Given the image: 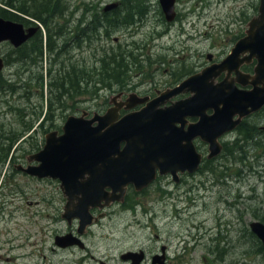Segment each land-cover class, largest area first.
<instances>
[{"label": "rangeland", "instance_id": "374dc122", "mask_svg": "<svg viewBox=\"0 0 264 264\" xmlns=\"http://www.w3.org/2000/svg\"><path fill=\"white\" fill-rule=\"evenodd\" d=\"M58 3L70 5L71 2L58 0ZM146 4L159 18L157 0H146ZM257 6L258 0H179L175 11L192 18L195 24L187 28L191 30L189 35L175 25L160 37L152 34L154 30L161 32L163 26L151 24L129 35L113 30L106 38L89 41V46L74 47L72 73L67 59L57 57L58 46L48 53L41 46V55L29 64L9 62L0 73V256L15 258L33 251L34 247L30 246L33 242H26V236L50 222L52 207L58 198L56 193L15 170L14 165L38 151L39 124L48 113H53V108L59 106L60 110L54 113L69 117L76 115L70 112L71 107L97 112L105 105L110 93L120 85L106 80V72L102 70V63H109L107 57L111 51L119 55H116L119 64L127 68L119 81L126 80L130 86L139 84L136 81L142 76H136L134 63L133 66L142 68L143 78L154 80L141 85L137 91L154 94L155 90L161 91L170 84L168 69L175 70L182 65L188 72L199 71L206 63L207 53L220 59L243 34L249 19L256 16ZM19 16L22 25L30 23L27 16ZM51 20L50 29L54 31L56 19ZM39 30L44 35V29ZM114 38L119 46L113 44ZM9 52L11 47L1 43L0 57H9ZM111 68L109 64L107 72L114 75ZM246 124L247 132L242 130L241 136L238 132L225 136V147L219 157L204 161L196 174H184L177 184L168 177L167 216L159 205H154L153 225L141 230L129 219L130 212L128 217L115 215L111 222L95 229L87 240L91 255L109 259L107 255L116 256L135 245L150 254L160 245H168V264H264V253L258 250L260 243L248 229L250 222H260L257 217L264 215V108L247 119ZM243 135L250 141L243 143ZM235 139L239 140L242 151L234 147ZM252 139L257 140L254 146ZM197 142L196 150L206 154V145ZM161 183L164 182L161 180ZM45 215L49 217L44 218ZM72 257L77 258L78 253L72 256L59 253L58 262L73 264ZM0 264L24 262L0 260ZM81 264L96 263L88 260Z\"/></svg>", "mask_w": 264, "mask_h": 264}, {"label": "water", "instance_id": "95a60500", "mask_svg": "<svg viewBox=\"0 0 264 264\" xmlns=\"http://www.w3.org/2000/svg\"><path fill=\"white\" fill-rule=\"evenodd\" d=\"M158 3L169 20L174 0H158ZM35 31L36 27L24 29L18 22L0 18V44L8 43L13 49L24 44ZM245 53L247 56L239 59ZM251 60H255L253 75L246 77L238 73L243 61ZM3 69L0 57V73ZM223 71H233L235 79L214 83L213 79ZM246 86L250 89H243ZM185 93L189 94L187 98L163 109L157 108L167 99ZM136 98L129 95L126 101L133 100V104L126 106L127 109L144 102ZM262 107L264 0H258L256 16L246 23L243 37L234 42L221 62L184 79L138 112L117 118L118 106L112 105L103 114H93L89 119L84 118V113L67 117L62 134L56 139L46 137L43 149L27 157L28 163L37 165L21 171L36 178L58 179L67 198L65 210L73 206L74 199L77 208L96 206L100 201L108 205L123 197L127 185L135 190L146 187L154 179L156 170L158 175L168 173L173 183H177L180 174L196 172L201 155L192 144L194 139L206 145L205 160L215 159L221 153L219 139ZM190 117L196 121L186 123ZM104 188L110 189V193L104 192ZM248 229L264 253V224L252 221ZM75 243L79 244L68 236L55 240L60 248ZM125 257L137 258L132 264L139 261L132 253Z\"/></svg>", "mask_w": 264, "mask_h": 264}, {"label": "flooded vegetation", "instance_id": "af4514ba", "mask_svg": "<svg viewBox=\"0 0 264 264\" xmlns=\"http://www.w3.org/2000/svg\"><path fill=\"white\" fill-rule=\"evenodd\" d=\"M70 2V5L57 4L54 15L56 19V36L54 37L56 41H54V47L58 46V48L56 49L57 57L61 56L62 58L67 59V62L69 63V73H72L73 71V66L70 63L73 58L72 51L75 49L74 47L89 46V41L91 43L92 40H100L102 37L106 38L108 33L113 30L120 31V33L124 35H129L131 33H136V31H138L145 25L151 24L153 27L163 26V30L161 32H157L154 30L155 33L152 34L153 36L156 35L160 37L163 34H168V30H170V28L174 25L178 28V30H181V32H184L185 34H188L191 31L187 30V28H193L195 25L192 18H187L186 16L180 15L175 11L177 5L179 4V0H174L173 15L169 20L168 15H164L162 13L158 0L157 4L159 7V18L155 17L154 11L151 10V6L146 4V0H110L107 1V3H104L102 0H70ZM58 5H62V7H59ZM110 6L113 7L107 9ZM26 20H28L30 23L25 22V25H22L23 28L27 29L29 27H33V25L31 24L33 20L29 17H27ZM37 34L38 30L36 29L32 37L22 45L32 46L31 40L35 39ZM101 34H103V36ZM243 34L240 37H237L233 41V43L241 38ZM41 36V46H43V50L47 52L48 41L45 30L44 35ZM117 41L118 40L115 38L112 40L115 46H119ZM22 45L20 47H23ZM134 45L135 43L133 44V46ZM232 45L227 48V52L220 59H215L210 53L205 54L206 63L200 66L201 68L199 69V71L212 64H218L219 62H221L228 54ZM20 47L16 49H13L11 47V51L13 52H10V57L16 54V50ZM22 56H24L23 53ZM127 56H130V54H128ZM244 56L246 57L247 53L240 55L239 59H244ZM25 60L26 58H23L22 62H26ZM122 61L124 60L122 59ZM58 65L60 66L61 70L64 69L61 65V61H59ZM133 65L134 63H132V67L136 76H142V79L136 81L139 83L137 86H130L129 82L123 80L121 81V84L117 86V90L110 93L111 96L108 98L105 105L103 104V106H101L97 112H89L87 111V109L82 110L71 107L70 112L76 114L72 116H77L79 112L78 115L84 113L86 114L84 118L89 119L93 114H103L112 105L118 106L117 118H120L132 112H138L140 109L144 108L148 102L155 98H158L161 93L173 89V87L182 80L199 72H188L182 65L175 70L168 69V76L171 78L169 80L170 84H168V86H166L161 91L155 90L154 94H149L148 92L142 94L141 92L137 91V89H139L138 87L143 84H151L154 80L152 78L151 79L153 81L143 78L144 74H142V68L139 65ZM254 65L255 60H251L247 63L243 61V63L238 67L237 71L238 73L245 75L246 77H250L253 75ZM126 72L127 68L125 67L124 73ZM234 79L235 74L233 71L229 73L223 71L213 79V82L219 83L223 80L229 81ZM243 89L247 90L250 89V87L246 86ZM96 92L97 91H95V94ZM129 95H135L137 97L135 99L136 101L137 99H144V102L138 104L135 103L131 108L127 109L126 106H130L131 104H133V100L126 101ZM187 96L188 94L185 93L180 94L170 100L167 99L164 103L159 104L157 108L163 109L165 107H168V105L172 102L180 99H185L187 98ZM73 105H75V102H73ZM103 107L104 109L102 110ZM263 108L264 107H262L256 113H253L248 117L242 119L231 132L224 134L219 139L221 152L224 148V137L234 132L240 133L239 136H241L243 133L242 130L247 132V129H244V126L247 125L246 120L260 112ZM52 110L56 111L60 110V108L58 106L56 108H53ZM54 111L52 114L48 113L46 117L44 116L45 119L44 121H42L43 123L41 122L39 124L41 131V145L37 152L43 149L46 137L50 136L56 139L62 134L61 128L67 116H64L60 112L54 113ZM206 113L210 114L209 111H206ZM195 121L196 118H186V123H194ZM243 137H245V135H243ZM197 141L199 140L194 139L192 141L193 146L194 144H198ZM242 141L243 143H245L246 141L250 140L243 138ZM251 142H253V144L251 143L252 146L257 144V140L255 139H252ZM233 144L234 147L238 149V151H242V146L238 139H235L233 141ZM196 152L201 155V161L198 166L199 169L202 163L206 161L205 154L203 152H198L197 150ZM27 157L24 158V162H20L19 164L14 165V169L25 175L29 180L41 184L43 187L48 189L49 192L56 193L58 195L57 203L52 207V217L49 218L50 222L47 225L42 226L41 229L37 230L35 234L26 236V242H33V244H31L30 246L34 247V250L31 252H27L25 256H19L15 258H10L9 256H0L1 261L11 263L12 261L15 262L16 259H20L24 262V264H60V262H58V254L63 252L68 253V255L70 256H72L73 253H78L77 258L72 257V259L70 260V262L73 264H81L84 261L88 262V260H92L96 264H132V262H135L137 258L132 259L129 257H125L126 255H128V253H132L139 258L137 264H168V245H160L158 247V250L153 251L150 254H148L144 248H141V246L135 245L132 248L118 252L116 256L107 255L109 259H105L104 256H102V258H94L87 247V240L92 237V232L98 227H102L104 223L111 222L112 219L115 218V215L116 217L125 215L126 217H128L127 214L130 212L132 218L129 219L133 221L141 230L147 229L153 225V218L156 217L154 205H159L161 207V210H163L164 215L167 216L165 206L168 204V182H166L168 177H170L168 173L164 175H158L156 170L154 179L146 187L139 190H135L131 185H127L125 187L123 197L120 200L113 201L108 205H105L103 201H100L96 206H87L86 209L77 208L76 206H74L76 204V200L74 199L72 201L73 206L65 210L67 198L62 194L60 181L58 179H52L49 177L36 178L21 171L28 166L34 167L37 165L35 162L28 163ZM197 171L192 174H196ZM184 174L192 175L187 173L178 175L177 183L180 181V178ZM83 176L84 178L87 177L86 174H83ZM161 180L164 182L163 184L161 183ZM103 191L108 194L110 193V189L108 188H104ZM77 198H80V196H78ZM33 204H37V202H33ZM48 217L49 216L47 215L44 216V218ZM65 236H68L71 239H75L79 242L80 245L78 243H75L65 248H60L55 245V240L57 238ZM154 238L157 239V236L154 235ZM36 242L40 244L37 245L35 244ZM47 243H49V246L46 245ZM10 250H12V246H10Z\"/></svg>", "mask_w": 264, "mask_h": 264}, {"label": "trees", "instance_id": "16d2710c", "mask_svg": "<svg viewBox=\"0 0 264 264\" xmlns=\"http://www.w3.org/2000/svg\"><path fill=\"white\" fill-rule=\"evenodd\" d=\"M58 3V0H0V18L3 20H10L14 22H22L23 20L20 18L19 15L27 16L30 19H32L34 22H36L42 29L46 31L47 35V41L48 51H52L54 49V41L53 38L56 36L55 30L52 31L50 29L52 22V18H54L55 15V9ZM10 11H14L17 13V15L11 13ZM32 24V23H31ZM34 25V24H32ZM32 46H25L20 47L16 50V54L10 57H6L3 59L4 66H7L8 63H13V61L21 62L23 58H26V63L35 62L38 57L41 55V43H42V36L41 32L38 29V34L35 39L31 40ZM13 51H11L12 53ZM26 52V53H24ZM22 53L24 56H22ZM118 57L119 55L116 54ZM116 55L110 52V55L107 57V60L109 61L108 65L111 64V69L114 71V75L108 74V65H105L102 63V70H104L106 80H111L115 84H121V81H119V78L123 76L125 67L119 64V61L116 59ZM24 62V61H23ZM119 71V72H117ZM244 139H249L248 137H243ZM225 147V146H224ZM6 156L3 155V159H5ZM256 216V215H255ZM260 222L264 223V215L257 217ZM254 238V237H253ZM258 250L260 253H262L261 247H258Z\"/></svg>", "mask_w": 264, "mask_h": 264}, {"label": "bare ground", "instance_id": "6f19581e", "mask_svg": "<svg viewBox=\"0 0 264 264\" xmlns=\"http://www.w3.org/2000/svg\"><path fill=\"white\" fill-rule=\"evenodd\" d=\"M126 6V5H125Z\"/></svg>", "mask_w": 264, "mask_h": 264}]
</instances>
